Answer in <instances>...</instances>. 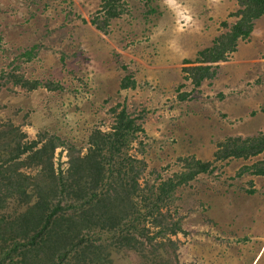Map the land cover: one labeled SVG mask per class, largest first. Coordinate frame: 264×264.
Returning a JSON list of instances; mask_svg holds the SVG:
<instances>
[{
	"label": "rangeland",
	"instance_id": "obj_1",
	"mask_svg": "<svg viewBox=\"0 0 264 264\" xmlns=\"http://www.w3.org/2000/svg\"><path fill=\"white\" fill-rule=\"evenodd\" d=\"M104 1L0 0V129L24 134L23 142L57 136L64 146L53 164L64 171L69 150L84 154L90 134L109 130L112 110L123 107L143 129L128 152L146 164L143 184L180 172V158L212 162L226 137L264 132V16L224 63L211 64L215 76L195 86L182 68L205 65L195 62L198 53L234 24L237 0H119L106 35L90 23ZM15 75L43 86L29 91L12 82ZM127 75L132 84L121 89ZM47 82L59 88L46 89ZM257 162L264 151L213 162L212 171L178 187L166 209L181 231L157 238L152 244L164 246L155 257L149 246L146 261L100 239L110 247L96 264H264V176L239 175ZM3 206V214L19 211L14 200ZM140 216L133 223L150 226ZM83 254L75 258L91 264L95 255ZM73 258L63 264H77Z\"/></svg>",
	"mask_w": 264,
	"mask_h": 264
},
{
	"label": "trees",
	"instance_id": "obj_2",
	"mask_svg": "<svg viewBox=\"0 0 264 264\" xmlns=\"http://www.w3.org/2000/svg\"><path fill=\"white\" fill-rule=\"evenodd\" d=\"M118 3L119 0L102 2L101 15L90 20L96 30L106 35L109 20L118 15ZM237 4L238 10L231 14L236 18L234 24L214 38L211 47L198 53L195 62L205 65L182 68L195 86L215 76L211 64L224 63L236 50V42L248 38L255 21L264 15V0H237ZM221 26L226 24L222 22ZM30 54L25 52L23 56ZM130 77L121 80V89L132 84ZM12 82L29 91L43 86L18 75ZM44 86L50 90L59 88L50 82ZM112 111L114 122L109 130L92 132L89 147L82 155L70 149L64 171L53 164L55 149L64 146L57 136L42 135L23 142L24 134L0 129V210L10 200L17 201L19 210L10 215L0 211V264H63L71 255L81 264L83 259L75 258L79 253L85 257L95 255H90L89 263L96 264L105 247H110L99 243L100 239L111 241L118 249L138 251L147 261L148 246L152 256L154 248L164 246L160 240L152 244L157 238L181 231L178 221H169L173 215L166 209L178 187L212 171L213 162L247 159L264 151V132L254 137L229 136L217 143L212 162L180 158V172L143 184L140 178L145 162L128 155L143 129L123 107ZM20 167L35 168L36 173L25 175ZM246 171L264 176V162L244 166L239 175ZM139 213L143 221L150 218V226L133 223ZM163 262L156 258L148 264Z\"/></svg>",
	"mask_w": 264,
	"mask_h": 264
},
{
	"label": "crops",
	"instance_id": "obj_3",
	"mask_svg": "<svg viewBox=\"0 0 264 264\" xmlns=\"http://www.w3.org/2000/svg\"><path fill=\"white\" fill-rule=\"evenodd\" d=\"M263 16H264V15H263ZM258 20H260V19H258ZM251 56H252V55H251ZM244 60H247V61H249V60H253V61H254V58H253V56H252V57L247 58V59H244ZM242 61H243V60H241L240 63H242ZM255 61H256V60H255ZM245 63H249V64H250V63H252V62H244V64H245Z\"/></svg>",
	"mask_w": 264,
	"mask_h": 264
}]
</instances>
